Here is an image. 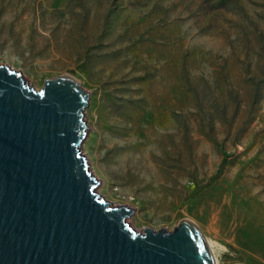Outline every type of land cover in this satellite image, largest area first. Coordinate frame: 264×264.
Returning a JSON list of instances; mask_svg holds the SVG:
<instances>
[{"label":"rangeland","instance_id":"obj_1","mask_svg":"<svg viewBox=\"0 0 264 264\" xmlns=\"http://www.w3.org/2000/svg\"><path fill=\"white\" fill-rule=\"evenodd\" d=\"M0 63L88 93L81 151L129 224L191 220L264 264V0H0Z\"/></svg>","mask_w":264,"mask_h":264},{"label":"water","instance_id":"obj_2","mask_svg":"<svg viewBox=\"0 0 264 264\" xmlns=\"http://www.w3.org/2000/svg\"><path fill=\"white\" fill-rule=\"evenodd\" d=\"M88 93L0 63V264H214L197 227L134 229L81 151Z\"/></svg>","mask_w":264,"mask_h":264},{"label":"bare ground","instance_id":"obj_3","mask_svg":"<svg viewBox=\"0 0 264 264\" xmlns=\"http://www.w3.org/2000/svg\"><path fill=\"white\" fill-rule=\"evenodd\" d=\"M64 78H66V79H68V80H70V81H72V82H74V83H76L77 85H79L80 86V83H79V81L77 80V79H75L74 77H72L71 75H64L63 76ZM81 87V86H80ZM92 173H93V171H92ZM95 175V174H94ZM96 176V175H95ZM97 177V176H96ZM105 199V198H104ZM184 221H187V222H189L190 224H192V225H194L195 227H196V225L191 221V220H188V219H186V220H184ZM198 228V227H197ZM206 241V243H207V245H208V247H209V250H210V253L212 254V259H213V261H214V264H216V258H215V255H214V250H213V246L215 245L213 242H211V241H209V240H205Z\"/></svg>","mask_w":264,"mask_h":264}]
</instances>
